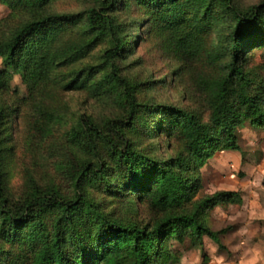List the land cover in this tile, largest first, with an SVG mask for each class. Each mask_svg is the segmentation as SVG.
<instances>
[{"label": "trees", "instance_id": "1", "mask_svg": "<svg viewBox=\"0 0 264 264\" xmlns=\"http://www.w3.org/2000/svg\"><path fill=\"white\" fill-rule=\"evenodd\" d=\"M4 1L11 14L0 20V260L16 254L10 264H100L110 257L118 264H176L172 239L203 246L207 237L222 247L205 216L239 201L240 193L195 198L206 162L219 151H241L237 128L264 127V1L242 7L236 0H77L85 6L78 13L58 11L67 0ZM141 25L181 66L214 67L193 77L206 95L208 122L175 107L157 114L142 103L147 84L131 79L124 65L133 51L130 32ZM257 51L262 62L248 69ZM11 70L21 72L30 91L20 102L36 106L39 120L29 128L54 139L45 152L55 176L43 187L31 178L18 200L9 193L10 129L23 106L7 99ZM67 92L112 98L124 112L73 118L59 105L58 94ZM161 136L179 145L166 161L147 144ZM123 207L133 219L122 217Z\"/></svg>", "mask_w": 264, "mask_h": 264}, {"label": "rangeland", "instance_id": "2", "mask_svg": "<svg viewBox=\"0 0 264 264\" xmlns=\"http://www.w3.org/2000/svg\"><path fill=\"white\" fill-rule=\"evenodd\" d=\"M236 1L242 7H248L259 5L264 0ZM84 8L85 6L77 0H67L57 7L58 11L68 13H78ZM125 10L131 19L136 17V13L129 8ZM10 14L11 10L5 1L0 0V20ZM143 29L144 26L141 25L130 32V36L134 37L131 39L133 51L124 61L128 76L147 84L145 91L139 96L142 103L148 104L157 114L165 107H175L198 113L208 122L209 107L206 95L199 92L194 78L203 70L206 74L214 73V67L206 63L181 66L169 56L163 44L153 41L144 34ZM218 41L215 36V44ZM259 52L257 51L255 58L250 61L248 69L259 68L262 62ZM179 68L184 73H179ZM4 70L0 59V75ZM9 73L10 95H7V99H16L15 102L21 103L20 100L29 98V88L24 83L21 72L11 70ZM1 84L0 80V87ZM58 97L59 105L73 118L79 112L96 118L124 112L109 97L89 99L85 94L78 92L58 94ZM22 106L21 103L20 108ZM35 109L36 106L29 100L28 104L22 107L20 117L16 115L13 119V128L10 129L14 154L9 167V193L13 200L25 195L31 178L43 187L55 176L52 163L45 152L46 149L49 150V144H54V139H41L34 128H29L31 123L39 120ZM146 119L151 125V116L148 115ZM237 135L241 151H219L206 162L200 170L202 188L195 198V201H200L222 192L240 193L239 201L221 203L209 210L205 216L206 225L218 233L222 247L207 237L204 238L203 246L194 245L189 240L180 242L172 239L168 245L172 257L177 260L176 264H264V127H254L246 122L237 128ZM55 143L57 145L56 141ZM147 144L152 145V155L161 161L174 157L179 148L177 142L166 136L153 138ZM120 213L127 220L134 218V211L126 207H123ZM140 216L146 218L148 215L142 209ZM6 248L8 252L11 251L8 246ZM6 255L1 256L4 259L1 258L0 264H10L15 260L16 254L9 255L13 257ZM100 264L118 263L115 258L110 257Z\"/></svg>", "mask_w": 264, "mask_h": 264}]
</instances>
